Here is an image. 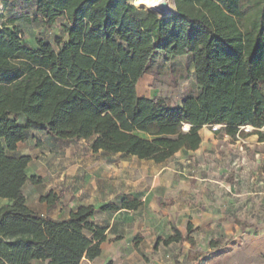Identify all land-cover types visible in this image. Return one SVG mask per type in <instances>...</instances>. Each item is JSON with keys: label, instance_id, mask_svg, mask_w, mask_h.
Returning <instances> with one entry per match:
<instances>
[{"label": "trees", "instance_id": "trees-1", "mask_svg": "<svg viewBox=\"0 0 264 264\" xmlns=\"http://www.w3.org/2000/svg\"><path fill=\"white\" fill-rule=\"evenodd\" d=\"M172 1L176 13L159 18L135 0H24L44 23L64 22L53 44L38 40L35 47L15 18L0 13V264H80L97 259L105 241L91 206L65 220L26 207L29 158L5 152L33 131L156 164L197 150L203 127L264 144V0ZM153 72L174 85L190 82L179 105L138 95V82ZM57 199L49 193L41 200L52 207ZM137 207L125 195L98 211ZM191 233L174 229L162 242L194 250Z\"/></svg>", "mask_w": 264, "mask_h": 264}, {"label": "crops", "instance_id": "crops-1", "mask_svg": "<svg viewBox=\"0 0 264 264\" xmlns=\"http://www.w3.org/2000/svg\"><path fill=\"white\" fill-rule=\"evenodd\" d=\"M207 128L199 132L197 150L180 151L161 164L93 153L83 140H55L43 131L5 153L29 158L23 186L29 210L65 220L80 207L95 209L91 220L105 229V241L97 259L80 264H164L147 263L146 251L163 245L174 229L184 236L190 227L196 246L238 227L264 233V144L256 136L231 138ZM49 193L58 197L52 207L41 200ZM125 195L138 202L136 209L98 211L118 206ZM5 203L0 199V206ZM180 244L188 245L167 246Z\"/></svg>", "mask_w": 264, "mask_h": 264}, {"label": "rangeland", "instance_id": "rangeland-1", "mask_svg": "<svg viewBox=\"0 0 264 264\" xmlns=\"http://www.w3.org/2000/svg\"><path fill=\"white\" fill-rule=\"evenodd\" d=\"M0 13H5L4 17H13L17 20L22 26L24 42L32 47H35L38 40L53 44L57 37L62 36L64 23L62 18H55L52 23L46 24L40 17H35L30 3L27 4L24 0H0ZM24 19L27 21H23ZM181 63L186 64L184 60ZM189 69L191 70L190 67ZM176 81L177 85H174L167 76H159L153 72L145 75L138 82L137 92L138 95L149 98L159 95L166 98L173 106H177L190 88V82L181 79ZM257 151H263L261 146ZM198 236L200 238L197 237V242H203L205 236L203 234ZM217 240H219L217 249H211L206 242L197 245L193 251L186 244L170 247H164L163 244L164 246L161 245L159 248L157 245L153 249H147L145 260L148 263L150 260L163 259L164 264H174L173 258L180 255L178 261L181 264H264V233L246 231L238 227V230L231 229ZM194 253H200L203 257L196 262L188 260L187 256Z\"/></svg>", "mask_w": 264, "mask_h": 264}, {"label": "bare ground", "instance_id": "bare-ground-1", "mask_svg": "<svg viewBox=\"0 0 264 264\" xmlns=\"http://www.w3.org/2000/svg\"><path fill=\"white\" fill-rule=\"evenodd\" d=\"M135 4L138 10L150 11L156 15H163L174 10L170 0H135ZM162 4H165V8H163Z\"/></svg>", "mask_w": 264, "mask_h": 264}, {"label": "water", "instance_id": "water-1", "mask_svg": "<svg viewBox=\"0 0 264 264\" xmlns=\"http://www.w3.org/2000/svg\"><path fill=\"white\" fill-rule=\"evenodd\" d=\"M172 4H173V7H174V10L173 11H170V12H167V13H164L163 15H156L155 13H152V12H150V11H146V12H148V13H151V14H153V15H156L157 17H159V18H165V17H167V16H170V15H173V14H175L176 12H175V5H174V2L172 1ZM162 6H163V8H165V4H162ZM187 129V128H186Z\"/></svg>", "mask_w": 264, "mask_h": 264}, {"label": "built area", "instance_id": "built-area-1", "mask_svg": "<svg viewBox=\"0 0 264 264\" xmlns=\"http://www.w3.org/2000/svg\"><path fill=\"white\" fill-rule=\"evenodd\" d=\"M220 127L219 126H213L212 128H211V130L212 131H216V130H218ZM250 130V128H246L245 129V131H249ZM236 138H238V136H236Z\"/></svg>", "mask_w": 264, "mask_h": 264}]
</instances>
